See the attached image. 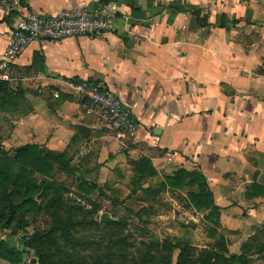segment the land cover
Returning <instances> with one entry per match:
<instances>
[{
  "label": "crops",
  "instance_id": "obj_1",
  "mask_svg": "<svg viewBox=\"0 0 264 264\" xmlns=\"http://www.w3.org/2000/svg\"><path fill=\"white\" fill-rule=\"evenodd\" d=\"M27 2L44 15L109 6L116 22L97 37L35 41L19 57L0 84L19 96L0 110L9 158L26 145L64 154L75 176L56 166L53 180L85 179L101 191L127 180L134 188L143 159L157 172L144 189L181 169L200 173L220 226L205 221L210 209L189 205L208 233L218 232L193 246L224 237L230 254L248 244L254 264H264V0ZM16 22L0 7V58ZM84 81L103 83L122 100L138 123L132 139L121 142L76 102L75 85ZM190 191L197 187L174 193Z\"/></svg>",
  "mask_w": 264,
  "mask_h": 264
},
{
  "label": "trees",
  "instance_id": "obj_2",
  "mask_svg": "<svg viewBox=\"0 0 264 264\" xmlns=\"http://www.w3.org/2000/svg\"><path fill=\"white\" fill-rule=\"evenodd\" d=\"M17 97L19 96L8 92L6 85H0V110H3L7 103L15 102ZM56 166L60 172L75 174L64 154L44 151L36 145H26L18 148L12 159L4 148L2 149L0 142V229L17 234L19 230L30 225L29 220L46 216L50 219V228L37 229L26 242V246L37 251L40 264H86L78 257L72 258L73 254L65 255L61 243L69 247L75 256H78L79 251L88 253L91 264H128L127 239L119 234L109 236L110 244L104 247L102 239L92 242L86 236L91 229L103 231L111 230L120 224L123 228L127 226L125 221L101 223V219L94 218L102 210L100 204L93 200L96 193L101 198L110 200L116 208L122 206V202L111 198L85 179H76L74 189L53 180ZM135 171L137 178L132 194L141 191L146 197L156 201L161 192L174 193L197 187V191L188 193L189 204L198 211L210 209L205 221L216 228L220 226L219 208L214 206L212 194L202 174L181 169L173 176H165L156 189H144L142 181L148 177H156L157 172L153 169L151 161L145 159L135 163ZM82 200L93 208L86 209L80 203ZM143 213L148 215L147 210ZM138 217L142 220L141 215ZM209 232L211 237L218 235L215 228ZM23 239H26L25 235ZM176 240L174 242L166 239L162 243L148 245L141 261L136 260L133 264H254L248 244L243 246L241 255H232L224 237L203 249ZM176 252L178 254L174 262ZM0 259L7 264H26L24 252L16 247L11 248L4 241L0 242Z\"/></svg>",
  "mask_w": 264,
  "mask_h": 264
},
{
  "label": "rangeland",
  "instance_id": "obj_3",
  "mask_svg": "<svg viewBox=\"0 0 264 264\" xmlns=\"http://www.w3.org/2000/svg\"><path fill=\"white\" fill-rule=\"evenodd\" d=\"M2 145V144H1ZM4 147L2 146V149ZM70 189H74L72 179H67L64 175L58 178ZM158 181L155 186L157 188ZM116 185V184H115ZM154 186V185H153ZM103 188V191L111 198H117L123 202L124 205L120 207H114L110 200L101 198L98 193L95 194L93 200L100 204L102 210L94 216L96 220H100L101 216L106 215L114 219L115 221L127 222V226L123 228L122 224L112 228L111 230L103 229V231H97L96 229L88 230L86 236L92 242L104 241L103 246L106 247L110 244L109 236L119 234L120 237L127 239L129 246L126 248L127 262L133 264L134 261H141V256L145 253V249L150 244L157 242L162 243L166 239L171 241H177L176 239L196 245V242H204L202 246L207 245L206 238H210L208 233V225L203 221L202 216H198L193 212V209L189 206V201L186 196V192L173 193L165 192L155 202H142L141 198L144 195L139 194L132 199L131 193L133 192V185L130 180L117 184L116 189L112 186ZM82 206L86 209H92L87 202L81 201ZM147 205V207H145ZM142 207L145 209L141 210ZM141 210V211H140ZM147 210L148 215H144L143 211ZM141 215L142 220L138 217ZM50 219L40 217L35 220H29V226L25 229L19 230L17 234H12L10 231L0 229V242H6L11 248H19L24 252V258L26 264H40V258L37 251L29 246H26V242L37 231V229H48V222ZM1 228V227H0ZM108 234V235H107ZM23 235L26 239H23ZM10 242V243H8ZM62 251L65 255L73 254L72 258H79L85 261L86 264H91V258L88 253L79 251L78 256L69 248L61 243ZM198 249H203L196 247ZM107 250H104L106 252ZM145 251V252H144ZM230 253V252H229ZM63 254V255H64ZM178 252L174 255V262H176ZM234 255V254H233ZM255 255H253L254 257ZM118 260V258H117ZM5 261L0 259V264ZM119 262V260H118ZM120 263V262H119ZM4 264H7L6 262Z\"/></svg>",
  "mask_w": 264,
  "mask_h": 264
},
{
  "label": "built area",
  "instance_id": "obj_4",
  "mask_svg": "<svg viewBox=\"0 0 264 264\" xmlns=\"http://www.w3.org/2000/svg\"><path fill=\"white\" fill-rule=\"evenodd\" d=\"M0 7L17 16L15 29L0 58V84L9 82L13 67L27 47L35 41L60 42L83 36L97 37L111 31L116 22L109 6L90 10L65 9L54 15L33 10L27 0H0ZM76 102L87 114H95L121 142L132 139L138 123L122 100L103 83L81 82L75 85Z\"/></svg>",
  "mask_w": 264,
  "mask_h": 264
},
{
  "label": "water",
  "instance_id": "obj_5",
  "mask_svg": "<svg viewBox=\"0 0 264 264\" xmlns=\"http://www.w3.org/2000/svg\"><path fill=\"white\" fill-rule=\"evenodd\" d=\"M100 221H101V223H111V222H114L115 220L109 216L103 215V216H101Z\"/></svg>",
  "mask_w": 264,
  "mask_h": 264
}]
</instances>
